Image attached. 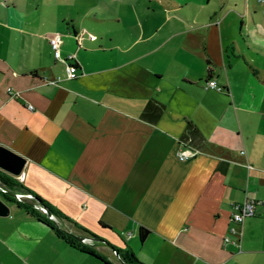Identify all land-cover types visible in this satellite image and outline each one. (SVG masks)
<instances>
[{"label":"crops","instance_id":"0c3cea01","mask_svg":"<svg viewBox=\"0 0 264 264\" xmlns=\"http://www.w3.org/2000/svg\"><path fill=\"white\" fill-rule=\"evenodd\" d=\"M102 2L0 0V146L26 160L20 180L0 175L105 263L0 195V264H123L110 247L142 264H264V0L239 16L157 0L143 22L120 0L104 20ZM233 18H248L243 39L222 27ZM185 150L196 157L177 161ZM245 203L254 216L233 222Z\"/></svg>","mask_w":264,"mask_h":264},{"label":"rangeland","instance_id":"374dc122","mask_svg":"<svg viewBox=\"0 0 264 264\" xmlns=\"http://www.w3.org/2000/svg\"><path fill=\"white\" fill-rule=\"evenodd\" d=\"M113 1L114 0H103L102 4H98L95 7H93L92 13L96 12V11H100L101 13H104V20H115V8L113 7ZM123 5H128L130 7L133 6V8L136 10L137 14H139V20L141 22H143V15H141L140 13L145 10L146 6L148 4H150L151 2H157V0H120ZM204 5L208 3V7L206 5V7L209 10H213V9H218V8H222L224 6H226L228 9H235V15L239 16V13H244L245 12V0H200ZM125 2V3H124ZM127 3V4H126ZM159 4V3H158ZM61 6H65V4H62ZM205 7V8H206ZM206 8V9H207ZM155 12L153 14V24L151 23V21H146L149 23L150 27L152 26H156L157 23H155V20L159 19L161 17V15H166V10L156 7ZM139 11V13H138ZM188 11V16L192 17V11L190 9H187ZM221 12V10H220ZM93 15V14H92ZM226 16V12L222 11V13L220 14V16H218V18L221 20L223 17ZM130 17H133V15H131ZM216 18V19H218ZM136 21V17L134 19ZM261 21V23L264 26V18H260V16L255 17V22ZM144 22V23H146ZM243 22V26L241 25V23ZM230 23H234L235 24V30L233 31L232 28L230 27ZM249 23L248 18H244L243 20H239L237 18H233V21L230 19H226L223 23H222V27L223 29L226 28L230 34V36L232 38H236V34H238L240 36L241 39H243V36L246 35L247 33V24ZM122 27V25H119V27ZM240 26H242L241 30H240ZM102 30H107L105 25L99 27ZM116 36V35H114ZM240 39V40H241ZM242 42V41H240ZM258 62H260V67L263 69V59L261 57V55L259 56V59H257ZM24 202L27 203H33L32 201H28L26 199H22Z\"/></svg>","mask_w":264,"mask_h":264},{"label":"water","instance_id":"95a60500","mask_svg":"<svg viewBox=\"0 0 264 264\" xmlns=\"http://www.w3.org/2000/svg\"><path fill=\"white\" fill-rule=\"evenodd\" d=\"M26 165V160L19 156L18 154L14 153L13 151L9 150L8 148H5L3 146H0V173H3L6 176H9L10 178L13 179H18L22 175V172L25 168ZM8 184L4 181V179L0 175V193L7 195L18 202H24L22 199H20L19 195L17 193H13L10 188L7 187ZM31 199L34 201L35 199L29 195ZM34 207L41 212L46 218L51 220L54 223H57L58 218L57 216L50 210L48 209L45 205L43 204H32ZM45 212V213H43ZM10 215V209L7 206V204L3 201V199L0 198V218H7ZM59 228V227H58ZM61 229V228H59ZM62 230V229H61ZM64 231V230H62ZM66 234L70 235L77 241L78 243L85 245V246H90L92 238L91 237H79L75 236L74 234H71L69 232L64 231ZM111 250L115 253L116 257L120 259V261L124 263L123 259L121 256L118 254V252L110 247Z\"/></svg>","mask_w":264,"mask_h":264},{"label":"trees","instance_id":"16d2710c","mask_svg":"<svg viewBox=\"0 0 264 264\" xmlns=\"http://www.w3.org/2000/svg\"><path fill=\"white\" fill-rule=\"evenodd\" d=\"M8 185H11V183L9 181H5ZM0 195L8 202V203H12L15 205V208L18 211L23 212L27 217L31 218V219H35L38 221H45L46 223H48V225H50V228L59 236L61 237L71 248L87 254L89 256H92L94 258H96L97 260L105 263L104 260H102L101 258H99L98 256H95L91 253H87V246H84L80 243H78L77 241H75V239L73 237H71L70 235L66 234L64 231H62L61 229H59L58 227H55L47 218H45V216L39 212L34 205H31L30 203L27 202H18L17 200L4 195L2 193H0ZM35 200L33 201L32 204H43L39 199L34 198ZM44 205V204H43ZM46 206V205H45ZM47 207V206H46ZM48 208V207H47ZM49 209V208H48ZM149 235V232L144 230V229H140L139 231V235H138V239L139 242L142 243L145 241V239L147 238V236ZM85 250V251H84ZM119 254V253H118ZM120 255V254H119ZM121 258L123 259L125 264H142L140 263L130 251H127L126 253H124V255H120Z\"/></svg>","mask_w":264,"mask_h":264},{"label":"built area","instance_id":"2783aa9c","mask_svg":"<svg viewBox=\"0 0 264 264\" xmlns=\"http://www.w3.org/2000/svg\"><path fill=\"white\" fill-rule=\"evenodd\" d=\"M88 37H89V39L95 38V36L93 34H89ZM50 44H51L52 48L54 49L56 57H58L59 46L61 44V36L60 35H53L50 39ZM65 73H66L67 79H69V80H73V79H76L78 77L76 67L71 65V64L66 65ZM207 88H209L211 90H215L217 92H223V88L219 87L214 81H209L207 83ZM29 109L31 110L32 107H29ZM175 157H176L177 161L184 163V162H188V161L192 160L193 158H195L196 152L189 151V150L179 151ZM22 175L20 177H18L17 180H20L22 178ZM252 216H254L253 205L251 203H245L243 205L236 207V212L232 215L231 220L235 223H241L245 218H250Z\"/></svg>","mask_w":264,"mask_h":264},{"label":"bare ground","instance_id":"6f19581e","mask_svg":"<svg viewBox=\"0 0 264 264\" xmlns=\"http://www.w3.org/2000/svg\"><path fill=\"white\" fill-rule=\"evenodd\" d=\"M19 197H20V199H26V200H28V201H32L33 202V200L28 196V195H19ZM43 213H45V212H43Z\"/></svg>","mask_w":264,"mask_h":264}]
</instances>
